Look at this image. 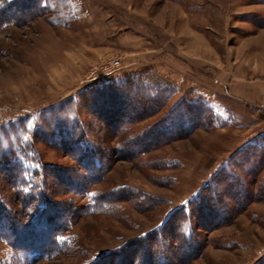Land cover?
<instances>
[{
    "label": "rangeland",
    "instance_id": "1",
    "mask_svg": "<svg viewBox=\"0 0 264 264\" xmlns=\"http://www.w3.org/2000/svg\"><path fill=\"white\" fill-rule=\"evenodd\" d=\"M61 4L58 11L51 4L21 25L0 26L1 147L25 145L31 134H25L20 122L33 131L39 112L133 74L146 85L173 91L158 113L132 125L129 132L139 133L171 109L181 116L199 112V103L215 117L187 137L139 157L114 156L103 178L70 196L76 217L70 216L72 223L64 233H56L58 238L55 232L45 233L58 222V206L47 216H55L53 222L39 221L34 232L12 242L0 228V264H117L106 255L159 229L227 168L232 157L237 154L240 160V152L258 145L264 134V0ZM84 112L78 111L83 122L98 126L89 119L92 111ZM49 123L53 130H63L57 122ZM109 140L111 149L120 138ZM34 147L25 153L27 159L20 158L27 168L76 167L64 154L40 143ZM263 176L264 166L259 178ZM239 193L230 195L229 207ZM226 220L220 226L208 224L209 230L195 229L202 250L185 264H264V202L256 201ZM53 237L52 247L46 240Z\"/></svg>",
    "mask_w": 264,
    "mask_h": 264
},
{
    "label": "trees",
    "instance_id": "2",
    "mask_svg": "<svg viewBox=\"0 0 264 264\" xmlns=\"http://www.w3.org/2000/svg\"><path fill=\"white\" fill-rule=\"evenodd\" d=\"M63 1L0 0V26L29 22L47 8H52L51 4L58 11ZM171 91L173 89L166 91L163 87L146 85L137 74L128 75L122 81L86 89L39 112L38 128L33 131L29 132L31 128L20 122L25 134H31L30 139L25 138V145L17 144V149L0 146V228L8 231V236L0 233V237L2 235L7 242H12L14 237L34 232L39 221L53 222L55 216L51 219L47 216L52 213L51 208L59 207L58 222L45 231L46 235L55 232L54 237L58 238L56 233H64L72 223L70 216L76 217L77 210L73 209L70 196L85 191L103 178L113 164L114 156L116 159L139 157L185 138L205 123L214 121L215 116L209 108L199 103V108L202 107L199 112L191 110L188 115L181 116L180 112L171 109L159 122L139 133L129 132L132 125L158 113L172 97ZM78 111H92L89 119L96 121L98 126L89 120L83 122ZM49 121L57 122L63 130H53ZM10 135L6 131V136ZM113 136H119L120 140L109 149L107 144ZM35 143L68 156L76 167L42 165L27 168L20 158L27 159L26 154L35 151ZM77 147H81L80 152ZM240 154V160L235 159L237 154L232 157L227 168L213 175L211 183L185 206L171 213L159 229L145 233L106 256L113 257L117 264H185L196 258L203 244L195 229L201 230V226L209 230L208 224L210 227L223 225L226 218H235L246 206L256 201L264 202V176L259 178L264 166V134L258 145L247 146ZM88 160L96 164L84 165ZM248 178L253 180L247 183ZM242 184H246V188L241 187ZM234 192L241 195L234 207H229L227 201ZM112 194L115 193L109 195ZM118 199L125 198L118 196ZM54 237L46 240L52 247Z\"/></svg>",
    "mask_w": 264,
    "mask_h": 264
}]
</instances>
